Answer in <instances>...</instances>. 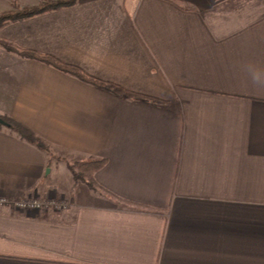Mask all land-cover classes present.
<instances>
[{
	"label": "crops",
	"instance_id": "obj_1",
	"mask_svg": "<svg viewBox=\"0 0 264 264\" xmlns=\"http://www.w3.org/2000/svg\"><path fill=\"white\" fill-rule=\"evenodd\" d=\"M0 39L127 91L0 51V117L46 142L0 125V196L67 202L1 206L0 264H264V0H81Z\"/></svg>",
	"mask_w": 264,
	"mask_h": 264
},
{
	"label": "trees",
	"instance_id": "obj_2",
	"mask_svg": "<svg viewBox=\"0 0 264 264\" xmlns=\"http://www.w3.org/2000/svg\"><path fill=\"white\" fill-rule=\"evenodd\" d=\"M79 1L81 0H48L38 6L17 8L15 10L5 12L0 15V29L49 12L72 7ZM0 46L4 47V49L8 52H15L26 59H30L48 67L54 68L55 70L60 71L70 77L76 78L82 83L94 86L100 90L114 94L118 93L119 91L127 92L118 85L91 76L82 68L62 62L54 56L42 54L34 50L24 49L4 40H0ZM2 118L23 140L27 141L40 150H46V142L38 137L31 129L11 117L3 116ZM105 163L106 160H100L78 164L76 169L72 170L74 181L76 183L86 182V184H88L91 188H94L97 186L95 175L104 167Z\"/></svg>",
	"mask_w": 264,
	"mask_h": 264
},
{
	"label": "built area",
	"instance_id": "obj_3",
	"mask_svg": "<svg viewBox=\"0 0 264 264\" xmlns=\"http://www.w3.org/2000/svg\"><path fill=\"white\" fill-rule=\"evenodd\" d=\"M1 206H13L14 208L26 212H38L46 209H65L67 208V202L59 201L56 199L41 200L37 197L27 198H10L6 196H0Z\"/></svg>",
	"mask_w": 264,
	"mask_h": 264
},
{
	"label": "rangeland",
	"instance_id": "obj_4",
	"mask_svg": "<svg viewBox=\"0 0 264 264\" xmlns=\"http://www.w3.org/2000/svg\"><path fill=\"white\" fill-rule=\"evenodd\" d=\"M1 1V0H0ZM48 1V0H47ZM21 1L20 0H12L11 1V9H9V10H6V11H4V12H1L0 13V15L1 14H3V13H5V12H8V11H12V10H15V9H17V8H26V7H21V5L19 4ZM5 3H6V1H5ZM7 3H9V0H8V2ZM6 3V4H7ZM18 3V4H17ZM44 3V2H43ZM42 4V3H41ZM1 6H0V8H3L4 6H5V4H0ZM40 5V4H39ZM35 6H38V5H35ZM27 7H34V5L33 6H27ZM1 30V29H0ZM1 40V39H0ZM9 43H12V42H9ZM12 44H14V43H12ZM16 45V44H15ZM16 46H18V45H16ZM2 50V51H1ZM29 50V49H28ZM0 51L1 52H7V53H11V54H14V55H18L19 57H22V58H24L23 56H21L20 54H17V53H15V52H8V51H6L5 49H4V47H2V46H0ZM30 60V59H29ZM3 117V116H2ZM5 117H8V116H5ZM66 154V153H65ZM67 155V154H66ZM72 165H69V169L71 170V172H72V170L73 169H76V166H78V164H79V162H73V163H71ZM73 173V172H72ZM64 179L65 180H63V181H61L60 183H61V185L63 184V186L64 187H66L65 189H68L67 187H68V184H70V182L68 181V179H67V176L66 175H64ZM80 183H84V184H86V182H80ZM77 193L75 192V195H76ZM76 197H77V195H76ZM59 201H60V199H59Z\"/></svg>",
	"mask_w": 264,
	"mask_h": 264
},
{
	"label": "clouds",
	"instance_id": "obj_5",
	"mask_svg": "<svg viewBox=\"0 0 264 264\" xmlns=\"http://www.w3.org/2000/svg\"><path fill=\"white\" fill-rule=\"evenodd\" d=\"M252 80L254 83H264V73L262 72H253Z\"/></svg>",
	"mask_w": 264,
	"mask_h": 264
},
{
	"label": "water",
	"instance_id": "obj_6",
	"mask_svg": "<svg viewBox=\"0 0 264 264\" xmlns=\"http://www.w3.org/2000/svg\"><path fill=\"white\" fill-rule=\"evenodd\" d=\"M0 125L9 126V124L1 117H0Z\"/></svg>",
	"mask_w": 264,
	"mask_h": 264
}]
</instances>
